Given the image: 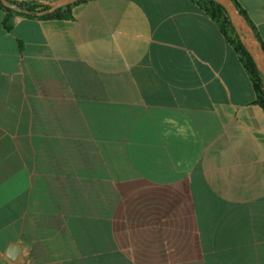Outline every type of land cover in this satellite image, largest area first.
Segmentation results:
<instances>
[{"label": "crops", "instance_id": "1", "mask_svg": "<svg viewBox=\"0 0 264 264\" xmlns=\"http://www.w3.org/2000/svg\"><path fill=\"white\" fill-rule=\"evenodd\" d=\"M236 1L264 45V0ZM70 12L0 8V264H264V108L217 22Z\"/></svg>", "mask_w": 264, "mask_h": 264}, {"label": "trees", "instance_id": "2", "mask_svg": "<svg viewBox=\"0 0 264 264\" xmlns=\"http://www.w3.org/2000/svg\"><path fill=\"white\" fill-rule=\"evenodd\" d=\"M13 1L23 7H26L30 10H41L44 8H47L48 5H44L42 3H38L32 0H10ZM86 0H81L80 2H84ZM196 2L214 21L217 22V24L220 26L221 30L224 32V34L229 38L231 43L233 44L234 48L238 52L240 59L247 69L251 80L253 82V85L255 87V91L257 94V102L264 108V78L262 73L259 71L257 68L251 54L248 52V50L245 48L243 45L242 41L240 40L239 35L237 34L231 19L226 11V9L219 4L218 2L214 0H193ZM235 4L241 14H243L248 21L251 23L253 29L256 32L257 37L259 40L262 42L257 29L255 25L250 21V18L246 12V10L237 2L236 0ZM77 2V3H80ZM75 3V4H77ZM74 4H70L64 7H60L57 10H55L52 13L43 15V16H37L35 14H23V13H18L11 8L5 6L1 1H0V8L5 11V16L3 19V24L8 30H11L13 27V16L15 14L19 15H24L28 17H35L39 19H60V18H69L71 17V12L70 9ZM264 46V45H263Z\"/></svg>", "mask_w": 264, "mask_h": 264}, {"label": "water", "instance_id": "3", "mask_svg": "<svg viewBox=\"0 0 264 264\" xmlns=\"http://www.w3.org/2000/svg\"><path fill=\"white\" fill-rule=\"evenodd\" d=\"M5 6L11 8L12 10L23 13V14H35L37 16H43L49 13L54 12L60 7H64L70 4H75L81 0H52L50 2H43L42 4L48 5L47 8L41 10H30L26 7H23L10 0H0ZM221 4L227 11L231 22L240 37L245 48L251 54L257 68L262 73L264 78V46L262 42L256 35L255 30L253 29L251 23L248 19L239 12L234 0H214ZM22 251V247L19 244H12L6 255L12 259L16 260L19 254Z\"/></svg>", "mask_w": 264, "mask_h": 264}, {"label": "rangeland", "instance_id": "4", "mask_svg": "<svg viewBox=\"0 0 264 264\" xmlns=\"http://www.w3.org/2000/svg\"><path fill=\"white\" fill-rule=\"evenodd\" d=\"M48 2L52 1V0H47Z\"/></svg>", "mask_w": 264, "mask_h": 264}, {"label": "built area", "instance_id": "5", "mask_svg": "<svg viewBox=\"0 0 264 264\" xmlns=\"http://www.w3.org/2000/svg\"><path fill=\"white\" fill-rule=\"evenodd\" d=\"M14 263H15V262H14ZM14 263H13V264H14Z\"/></svg>", "mask_w": 264, "mask_h": 264}]
</instances>
